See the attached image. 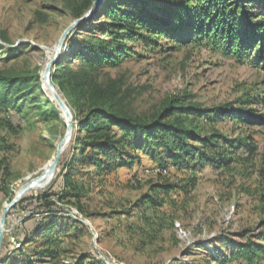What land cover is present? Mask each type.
Segmentation results:
<instances>
[{
    "label": "rangeland",
    "instance_id": "1",
    "mask_svg": "<svg viewBox=\"0 0 264 264\" xmlns=\"http://www.w3.org/2000/svg\"><path fill=\"white\" fill-rule=\"evenodd\" d=\"M88 1L0 0V72L40 78L32 97L6 108L0 105V160L8 158L11 173L7 197L0 194V264L20 263L21 253L38 246L18 244L22 221L30 212L25 204L17 205L27 193L36 195L52 183L76 132L72 102L52 78L62 71L60 66L67 65V71L110 88L119 108L145 121L157 115L170 95H188L189 101L203 107L232 105L264 113V70L256 63L257 51L241 63L206 47L198 48L190 42L192 11L162 4L169 0H150L145 10L143 0H102L101 9L137 3V9L144 10L155 25L180 36L179 44L161 37L156 40L162 48L126 42L128 56L139 53L137 58L96 70L82 64L76 44L102 38L97 32L87 33L103 21L100 15L73 25L91 9L93 0ZM260 3L264 0H248L245 5ZM41 94L53 104L56 114L47 111V103H34ZM217 128L226 136H237L240 130L251 134L257 155L251 162L238 161L222 172L206 167L190 173L169 166L164 174L167 182L184 185L193 175L199 181L188 193L161 194L165 200L161 208L141 211L133 207L149 191L150 183L157 181V168L140 167L142 176L134 179L117 171L103 184L97 182L101 177L91 182L85 175L80 177V184L91 188L81 199L82 210L63 206V212L79 221L83 231L54 235L58 249L66 251L62 264H75L79 258L86 259L85 264H206L209 252L228 255L229 249L241 245L244 240L239 234L259 237L264 232V127H235L222 121ZM7 146L10 152H6ZM58 153L54 174L35 182ZM31 182L35 183L23 193ZM12 203L2 224L1 217Z\"/></svg>",
    "mask_w": 264,
    "mask_h": 264
},
{
    "label": "trees",
    "instance_id": "2",
    "mask_svg": "<svg viewBox=\"0 0 264 264\" xmlns=\"http://www.w3.org/2000/svg\"><path fill=\"white\" fill-rule=\"evenodd\" d=\"M242 1L244 4L241 5ZM247 2L169 0L162 4L174 8L186 7L192 11L190 42L198 48L206 47L241 63L249 61L252 52L257 51L256 63L264 70V3L246 6ZM103 3L95 8L91 16L92 19L100 15L103 21L87 32H97L102 38L76 44L80 48L77 59L92 70L104 66L117 67L123 61L137 58L139 53L128 56L126 42L162 48L163 45L156 40L158 37L167 39L166 42L179 44L182 41L180 36H173L163 31L161 25H155L152 22L154 19L151 20L144 12L150 0H143L144 10L137 9V3L135 6L122 3L119 7L101 9ZM60 67L62 71L53 74L52 78L72 102L76 113V132L67 156L59 162L52 183L36 195L27 193L17 205L25 204L30 212L22 221L23 235L17 238L18 244H38L36 248L28 249L26 254L21 253V262L17 264H62V255L66 251L58 249L59 243L54 235H70V232L82 234L79 221L67 218L63 206L82 210L81 199L91 189L89 185L80 184L78 179L84 175L89 182L101 177L97 182L103 184L114 178L117 171H125L134 179L142 176L140 167L146 170L157 168V181L150 183L149 191L133 206L145 211L148 207L155 209L164 206L165 200L161 194L169 196L177 190L188 193L197 186L199 178L195 175L190 176L184 185H174L164 180L169 166L190 173L206 167L222 172L238 161L251 162L257 155L258 147L251 134L238 128L237 136H226L217 126L222 121H230L235 127H264V113L232 105L203 107L189 101L188 95H170L162 102L157 115L145 121L119 108L116 93L110 88L106 89L101 84L67 71V65ZM39 80V76L0 72L1 107L6 108L9 104L14 105L27 100L26 97H32ZM34 103H47V111L56 114L53 104L43 94L36 96ZM10 150L7 146L6 152ZM7 159L4 156L0 160L2 198L8 195L7 186L11 176ZM91 170L95 173L92 174ZM82 171H86V174H82ZM239 235L244 240L241 245L229 249L228 255L209 252L210 259L206 264L213 261L217 264H260L264 259V232L254 238L248 233ZM28 237L34 239L28 240ZM85 263L84 258L75 262Z\"/></svg>",
    "mask_w": 264,
    "mask_h": 264
},
{
    "label": "water",
    "instance_id": "3",
    "mask_svg": "<svg viewBox=\"0 0 264 264\" xmlns=\"http://www.w3.org/2000/svg\"><path fill=\"white\" fill-rule=\"evenodd\" d=\"M101 2H102V0H93V3H92V7H91V9H90L85 15H83L80 19H78L73 25H74V26L79 25V24H81V23L87 21L88 19H90L91 16H92V14H93V12H94V10H95V8H96L97 6H99V5L101 4ZM72 27H73V26H72ZM69 29H71V28H69ZM47 86L50 87V88H52V87L49 85L48 82H47ZM53 93L56 94L55 91H53ZM59 155H60V153L57 154L55 160H54L53 163L49 166V169H48V170H45L44 173H43V174H42V175H41V176H40L35 182H38L39 180H42V179H44V178H46V177H48V176H52V175L54 174V172H55V170H56L57 163H58ZM35 182H31V183L27 184L26 187H25V189H24V192H23V193H25V192H26V191H27V190H28V189H29V188H30ZM23 193H22V194H23ZM14 203H15V202H14ZM14 203L10 204V205L6 208V210L4 211V213H3L2 217H1V222H2V224L4 223V220H5L6 213H7L8 209H9L10 207H12V206L14 205ZM2 232H3V230L1 229V230H0V233L2 234ZM1 234H0V245H1V242H2Z\"/></svg>",
    "mask_w": 264,
    "mask_h": 264
},
{
    "label": "bare ground",
    "instance_id": "4",
    "mask_svg": "<svg viewBox=\"0 0 264 264\" xmlns=\"http://www.w3.org/2000/svg\"><path fill=\"white\" fill-rule=\"evenodd\" d=\"M46 77V76H45ZM49 88V87H48ZM65 112V111H64ZM66 117V116H65ZM68 119V118H67ZM48 170V169H47Z\"/></svg>",
    "mask_w": 264,
    "mask_h": 264
},
{
    "label": "built area",
    "instance_id": "5",
    "mask_svg": "<svg viewBox=\"0 0 264 264\" xmlns=\"http://www.w3.org/2000/svg\"><path fill=\"white\" fill-rule=\"evenodd\" d=\"M166 173V172H165Z\"/></svg>",
    "mask_w": 264,
    "mask_h": 264
}]
</instances>
